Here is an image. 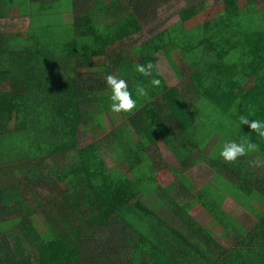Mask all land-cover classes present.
Listing matches in <instances>:
<instances>
[{"label": "trees", "instance_id": "16d2710c", "mask_svg": "<svg viewBox=\"0 0 264 264\" xmlns=\"http://www.w3.org/2000/svg\"><path fill=\"white\" fill-rule=\"evenodd\" d=\"M76 1L0 0V20H28L23 36L0 30V226L15 221L0 231V264H264V240L251 242L264 239V217L245 233L222 208L225 195L243 203L264 183L251 169L264 138L239 127L241 115L264 120V0H221L212 17V1H197L112 53L142 31L150 0H113L64 24ZM54 8L57 24L33 27ZM173 52L188 80L189 98L171 97L185 124L164 102L170 87L156 65L161 53L182 79ZM149 61L152 76L135 71ZM108 74L130 92L146 88L136 112L110 111ZM105 117L110 167L97 143ZM242 139L254 148L225 162L222 146ZM161 143L175 164L162 163ZM199 163L213 173L198 187L186 174ZM199 208L233 237L229 247L189 215Z\"/></svg>", "mask_w": 264, "mask_h": 264}, {"label": "rangeland", "instance_id": "374dc122", "mask_svg": "<svg viewBox=\"0 0 264 264\" xmlns=\"http://www.w3.org/2000/svg\"><path fill=\"white\" fill-rule=\"evenodd\" d=\"M113 0H77L76 4L73 7V14H64L62 16V22L64 24H69L72 22V19L74 18L73 16L80 15L82 13H86L88 11L95 10L97 7L101 6L102 4H106L107 2H110ZM200 1V0H157L155 3L159 4L154 5L152 4L153 12L152 15L149 14L148 19L146 22L142 23L143 30L131 38L127 39L125 42H123L122 45H115L107 49L109 53L112 52H117L122 48L123 50L126 47H130L135 44H139L142 41L146 40L148 37L152 36L155 34L157 31L160 29L167 27L171 25L172 23L176 22L178 20V12L185 8L187 5L194 4L195 2ZM211 5L207 10V15L206 17H212L215 13H217L221 9V0H211ZM58 10L54 8L53 10L50 11V15L53 17L51 19L50 15H45L41 16L40 18H36L34 20L33 27H39L42 25L48 24V22L56 23L59 20V16L57 15ZM151 13V10H150ZM13 18H6L3 20H0V30L6 32L7 34L13 33L16 35H24V33L27 31V26H28V20L26 18L22 17H16V12L14 11L13 14L11 15ZM61 20V19H60ZM196 20V19H195ZM61 22V23H62ZM198 22V20L196 21ZM15 35V36H16ZM158 62H157V67L170 87V91L167 93L165 96L164 102L168 104L169 109L174 112L176 115L178 122L180 124H185L186 120L184 118H181L179 116L177 109L175 105L172 102V95L177 96V97H183L185 100L188 99L189 93H187V86L186 84L188 83V80L186 78V69L184 66L183 59L181 55H179L178 52H173L172 53V59L175 63V66L178 68V70L181 72L182 79H178L176 74L172 71L170 65L168 64L166 58L162 54H158ZM81 72L87 71V69H81ZM138 106L132 111L129 112L128 114L131 115L134 112H136L139 108L140 105L137 103ZM105 125L106 129H99L101 131V136L97 139V143L99 144L100 147V152L101 155L103 156L106 164L108 167L114 166V160L112 159V154L113 152L116 151L117 147L116 146H108L106 144V141L104 140L107 136V134L113 129V124L111 123L112 121L105 117ZM89 140L83 136L80 138V144L84 145L86 142ZM117 145V144H116ZM160 156H161V161L164 164L167 165H173L176 163L175 159L173 156L170 154V152L167 150V148L161 143L160 144V150H159ZM157 161V162H161ZM212 170L208 168L204 163H199L193 167H191L187 171V178L192 182L193 185L195 186H202L206 182H208L212 176ZM172 179L171 175H167L166 177H162L161 181H169ZM43 191V189H42ZM45 191V190H44ZM225 209L228 210L234 217L239 219V215L236 211V206L232 205L229 207L225 206ZM189 215L196 220L200 224H208V222H211V218L206 214L204 210L199 208V210L191 211L189 212ZM37 221V220H36ZM15 221H10L2 224L0 226V231L6 230L7 228L11 227ZM204 224V225H206ZM40 225V224H39ZM217 239L219 238L220 235L216 236Z\"/></svg>", "mask_w": 264, "mask_h": 264}, {"label": "clouds", "instance_id": "9594fccd", "mask_svg": "<svg viewBox=\"0 0 264 264\" xmlns=\"http://www.w3.org/2000/svg\"><path fill=\"white\" fill-rule=\"evenodd\" d=\"M153 68V63L149 61L147 64H137L135 71L143 76H152ZM105 83L109 93V109L113 113L132 112L138 106V98L147 96V91L144 86L138 84L135 92H130L128 82L114 74L106 75ZM160 83L161 81L157 78L151 79V85L153 87H158ZM134 95L137 98H133ZM242 125H247L250 132L260 138H264V120H249L247 116L241 115L239 117V127L241 128ZM253 148L254 145L248 139H242L240 142L229 140L222 146L219 155L225 162H233ZM254 164L258 167L264 166V160L257 159L254 161Z\"/></svg>", "mask_w": 264, "mask_h": 264}, {"label": "crops", "instance_id": "0c3cea01", "mask_svg": "<svg viewBox=\"0 0 264 264\" xmlns=\"http://www.w3.org/2000/svg\"><path fill=\"white\" fill-rule=\"evenodd\" d=\"M157 0H150L149 4L152 7V4L154 3V5H158L156 4ZM149 17V16H148ZM148 18H146L147 20ZM142 21L143 22H146ZM143 30V29H142ZM161 54V53H160ZM255 159H260L255 157ZM252 161H255L254 159H252ZM251 169L252 171L255 173L256 177H261L263 179L264 182V174L261 171L262 166H256L253 162V164L251 165ZM199 187V186H198ZM252 191L253 194L251 196H249V200L245 201L243 203H240L239 201H236L234 199H232L231 197L225 195V199L222 202V208L224 211H226L235 221L236 225L239 228H242L244 230L245 233H248L263 217H264V183H261V185H252ZM235 205L236 206V211L238 213V215L240 216L239 219L234 217L228 210L225 209L226 207ZM199 210V209H196ZM195 211V210H192ZM206 224V223H204ZM201 224V225H204ZM208 227L212 228V233L213 236L215 238L216 241H218L221 245L223 246H230L233 240L232 236L226 235L224 234L222 228L220 227V225L213 221L211 219V222H208V224H206ZM220 235L219 238L221 239H217L216 236ZM260 240H264L262 238H252L251 242L254 241H260ZM264 242V241H262Z\"/></svg>", "mask_w": 264, "mask_h": 264}]
</instances>
